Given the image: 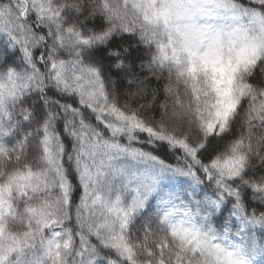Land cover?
Wrapping results in <instances>:
<instances>
[{
    "label": "snow or ice",
    "instance_id": "6c2138e0",
    "mask_svg": "<svg viewBox=\"0 0 264 264\" xmlns=\"http://www.w3.org/2000/svg\"><path fill=\"white\" fill-rule=\"evenodd\" d=\"M0 264H264V0H0Z\"/></svg>",
    "mask_w": 264,
    "mask_h": 264
}]
</instances>
